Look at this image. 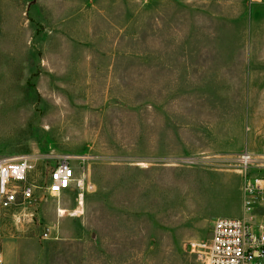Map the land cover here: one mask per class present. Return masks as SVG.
I'll use <instances>...</instances> for the list:
<instances>
[{
	"label": "rangeland",
	"instance_id": "374dc122",
	"mask_svg": "<svg viewBox=\"0 0 264 264\" xmlns=\"http://www.w3.org/2000/svg\"><path fill=\"white\" fill-rule=\"evenodd\" d=\"M245 151L264 166L263 2L0 0V157L34 158L38 201L0 207V264H204L213 220L264 224ZM62 157L84 198L46 194Z\"/></svg>",
	"mask_w": 264,
	"mask_h": 264
},
{
	"label": "built area",
	"instance_id": "2783aa9c",
	"mask_svg": "<svg viewBox=\"0 0 264 264\" xmlns=\"http://www.w3.org/2000/svg\"><path fill=\"white\" fill-rule=\"evenodd\" d=\"M255 1L264 3V0ZM234 160L238 171L243 174L242 191L245 211L248 212L255 202L264 201V170H261L264 166L256 165V158L249 151L241 153ZM34 162L30 156L7 160L0 157V207L11 212L13 217L20 214L30 219L37 218V184L30 177ZM46 162L49 172L47 195H60L75 188L82 199L86 192L93 190L94 186L85 173L78 175L68 157ZM255 166L260 170L252 173ZM192 246L205 249L204 252L198 251V254L204 255V264H264V224H252L243 218H217L213 222L211 240Z\"/></svg>",
	"mask_w": 264,
	"mask_h": 264
},
{
	"label": "crops",
	"instance_id": "0c3cea01",
	"mask_svg": "<svg viewBox=\"0 0 264 264\" xmlns=\"http://www.w3.org/2000/svg\"><path fill=\"white\" fill-rule=\"evenodd\" d=\"M166 166H167V168H173V167H168V166H173L172 164H165ZM213 221H215V220H213ZM85 232L87 233V228H85ZM170 234V238L169 239H171V240H173V241H176V242H178L179 244H180V248H182V245H183V239H181V240H179V239H175L173 236H172V234L171 233H169ZM104 238L102 237V240H103ZM198 240H201V241H204V240H202V239H198ZM104 241H105V239H104ZM153 243V242H152ZM102 248H104V249H108V245H106V246H101ZM123 247V246H122ZM157 248H159V247H154V246H152V249H157ZM173 248V247H172ZM175 248H177V246H174V249ZM0 255H1V257H2V254L0 253ZM2 261H3V258H2ZM2 261L0 262V263H2ZM188 262H189V257H188V255H184L183 257L182 256H180V257H177V263L176 264H188Z\"/></svg>",
	"mask_w": 264,
	"mask_h": 264
},
{
	"label": "bare ground",
	"instance_id": "6f19581e",
	"mask_svg": "<svg viewBox=\"0 0 264 264\" xmlns=\"http://www.w3.org/2000/svg\"><path fill=\"white\" fill-rule=\"evenodd\" d=\"M82 203H83V201L81 200V201H80V204H82Z\"/></svg>",
	"mask_w": 264,
	"mask_h": 264
}]
</instances>
